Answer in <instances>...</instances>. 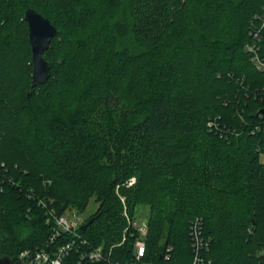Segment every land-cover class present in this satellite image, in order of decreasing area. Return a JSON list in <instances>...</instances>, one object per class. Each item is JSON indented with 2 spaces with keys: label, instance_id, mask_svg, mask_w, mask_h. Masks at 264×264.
<instances>
[{
  "label": "trees",
  "instance_id": "trees-1",
  "mask_svg": "<svg viewBox=\"0 0 264 264\" xmlns=\"http://www.w3.org/2000/svg\"><path fill=\"white\" fill-rule=\"evenodd\" d=\"M27 8L56 29L35 87ZM263 11L264 0H0V257L52 258L72 241L60 264L132 263L129 222L145 207L143 264H193L196 219L197 264H264V72L245 50ZM258 46L264 56V28ZM91 199L74 234L53 237L49 211ZM98 247L107 257L90 261Z\"/></svg>",
  "mask_w": 264,
  "mask_h": 264
},
{
  "label": "built area",
  "instance_id": "built-area-1",
  "mask_svg": "<svg viewBox=\"0 0 264 264\" xmlns=\"http://www.w3.org/2000/svg\"><path fill=\"white\" fill-rule=\"evenodd\" d=\"M255 19L259 22L258 27H252L249 34L252 36L251 42L245 44V50L251 54V62L254 65V67L264 72V56H261L258 52L259 46L258 42L261 38V30L264 28V11L261 15L256 16ZM3 164H0V170L3 167ZM10 180V179H8ZM4 179L0 178V189L1 185L3 184ZM135 182L134 178H130L127 182V186L132 185ZM49 219H52L54 225H53V231L54 236L59 235L61 232H67L74 234L75 229L77 226L82 222H77V220L74 221H67L64 216H56L52 211H49ZM129 222V220H128ZM133 228H135L138 239L134 243V262L129 264H143L141 263V258L144 255L145 252V243H144V237L147 234V226L146 221H137L136 219L129 222ZM200 222L196 219L194 221L193 226L191 227V238L193 240V246L195 247V258L193 261V264H197L198 262H201V258L197 256V251L201 247H205L206 244H204L202 238L200 237ZM74 242H68L66 245L60 247L56 254L51 258L46 251L43 250H31V249H25L17 254V258L15 262H22V263H29V264H60L61 258L63 255L72 248ZM264 252V248L262 250ZM107 255L104 254L102 247H98L94 251H91L88 254V258L90 261H101L105 259ZM107 262V261H106ZM118 264V263H117ZM210 264V263H208Z\"/></svg>",
  "mask_w": 264,
  "mask_h": 264
},
{
  "label": "water",
  "instance_id": "water-1",
  "mask_svg": "<svg viewBox=\"0 0 264 264\" xmlns=\"http://www.w3.org/2000/svg\"><path fill=\"white\" fill-rule=\"evenodd\" d=\"M27 25L28 44L30 46L32 74L31 87L41 85L49 77L50 66L43 58V53L48 49L50 42L56 35L55 27L50 21L32 8H27L23 15ZM0 264H29L12 262L6 257H0Z\"/></svg>",
  "mask_w": 264,
  "mask_h": 264
},
{
  "label": "rangeland",
  "instance_id": "rangeland-1",
  "mask_svg": "<svg viewBox=\"0 0 264 264\" xmlns=\"http://www.w3.org/2000/svg\"><path fill=\"white\" fill-rule=\"evenodd\" d=\"M207 126L210 128L211 125V122H209L207 124ZM259 161L260 163L264 164V155H260L259 156ZM97 207V204L94 202L93 199H91L86 207V209L82 212V213H75L74 211H66L65 214L63 215L65 217V219L67 221H74V220H77V222H80L82 221L83 219L87 218L88 216H90L96 209ZM146 213H147V208L145 207H138L137 208V211H136V215H135V219L137 221H142V220H145L146 218Z\"/></svg>",
  "mask_w": 264,
  "mask_h": 264
},
{
  "label": "bare ground",
  "instance_id": "bare-ground-1",
  "mask_svg": "<svg viewBox=\"0 0 264 264\" xmlns=\"http://www.w3.org/2000/svg\"><path fill=\"white\" fill-rule=\"evenodd\" d=\"M146 240V239H145Z\"/></svg>",
  "mask_w": 264,
  "mask_h": 264
}]
</instances>
